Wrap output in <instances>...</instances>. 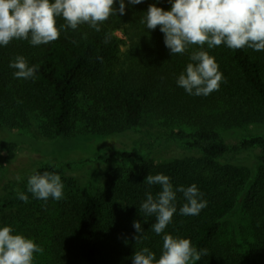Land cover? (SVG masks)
Masks as SVG:
<instances>
[{
    "label": "trees",
    "instance_id": "obj_1",
    "mask_svg": "<svg viewBox=\"0 0 264 264\" xmlns=\"http://www.w3.org/2000/svg\"><path fill=\"white\" fill-rule=\"evenodd\" d=\"M153 2L126 3L125 14L111 15L99 32L83 24L62 30L46 45L13 40L0 47V120L6 127L53 141L107 137L152 123L201 152L157 163L137 152L108 149L103 156L113 166L101 187L64 180L69 192L55 217L27 223L35 225L25 230L37 244L46 231V257L33 264H131L135 251L144 247L158 258L163 234L152 231L155 217H145L140 209L147 191H160L159 185L144 183L157 173L169 176L174 187L195 183L207 202L198 215L182 216L179 207L185 201L178 193L177 213L165 229L204 251L197 264H264V135L245 138L239 146L260 149L255 176L249 167L227 160L235 147L223 135L264 126V51L224 44L207 49L205 44L223 80L206 97L189 95L176 79L199 46L171 56L159 26L147 30L141 23ZM158 6L167 10L170 4L160 0ZM63 23L57 19V26ZM17 56L37 67L34 79L14 77L9 62ZM0 147L12 157L16 144ZM62 168L47 164L35 172L61 175ZM18 194L8 185L0 212L12 209ZM134 221L144 230L137 240Z\"/></svg>",
    "mask_w": 264,
    "mask_h": 264
},
{
    "label": "clouds",
    "instance_id": "obj_2",
    "mask_svg": "<svg viewBox=\"0 0 264 264\" xmlns=\"http://www.w3.org/2000/svg\"><path fill=\"white\" fill-rule=\"evenodd\" d=\"M154 0L145 12L141 23L147 30L163 34V42L171 56L183 54L191 45L193 50L185 69L178 75V87L192 96H208L219 90L223 80L215 58L205 50L224 44L230 49L249 48L264 51V0H168L165 10ZM128 5H139L144 0H0V47L13 40H27L32 46L46 45L59 38L64 29L75 30L87 24L99 32L100 25L111 15L123 16ZM118 4V8L114 5ZM63 24L57 26V19ZM107 42V37L105 38ZM18 79H34L36 66H30L23 56L9 62ZM144 183L159 185L155 195L145 193L140 204L145 217L154 216L151 225L156 235H162L159 257L149 248L135 251L131 264H197L204 255L188 238L165 233L166 227L177 213V194L185 201L179 207L182 216L198 215L207 206L203 193L195 183L174 187L170 177L148 174ZM64 183L59 174L34 172L27 179V192L32 197L47 202L49 198L59 201L64 197ZM18 198L27 203L28 195L21 192ZM135 239L143 235L140 221L133 222ZM41 247L33 239L17 232L10 225L0 226V264H33L34 254Z\"/></svg>",
    "mask_w": 264,
    "mask_h": 264
},
{
    "label": "rangeland",
    "instance_id": "obj_3",
    "mask_svg": "<svg viewBox=\"0 0 264 264\" xmlns=\"http://www.w3.org/2000/svg\"><path fill=\"white\" fill-rule=\"evenodd\" d=\"M119 36L123 38L121 32ZM226 142L232 147L226 155L231 163L249 167L252 176L261 155L260 149H243L239 146L245 138L256 135H264V126H250L247 128L225 131L223 133ZM16 144L15 153L10 157L7 152H2L0 147V198L5 196L7 187L13 184L19 193L28 195L25 203L16 199L14 207L0 212V226L10 225L17 232L37 242V239L26 228L35 227L27 224L31 220H51L57 214V206L61 201H42L32 197L27 192V179L38 167L47 164H55L62 168L60 175L62 181L75 180L86 187H101L105 182L106 172L113 166L109 159L104 158L108 149L126 150L137 152L138 156L148 161L157 163L170 162L176 159L200 156L199 149L188 145L187 141L179 139L171 132L160 129L155 124L149 123L139 128L107 137H78L73 139L59 138L53 141L39 140L33 133L25 130L10 129L0 120V143ZM101 185V186H100ZM64 197L69 188L64 184ZM63 197V198H64ZM34 222V221H33ZM43 228V227H42ZM45 229H42L43 237L38 244L42 252L34 254L37 262L46 257L43 247L47 243ZM44 240H43V239Z\"/></svg>",
    "mask_w": 264,
    "mask_h": 264
}]
</instances>
